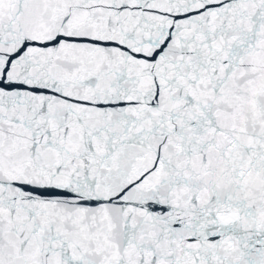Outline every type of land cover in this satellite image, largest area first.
I'll list each match as a JSON object with an SVG mask.
<instances>
[{
    "label": "snow or ice",
    "instance_id": "snow-or-ice-1",
    "mask_svg": "<svg viewBox=\"0 0 264 264\" xmlns=\"http://www.w3.org/2000/svg\"><path fill=\"white\" fill-rule=\"evenodd\" d=\"M0 264H264V0H0Z\"/></svg>",
    "mask_w": 264,
    "mask_h": 264
}]
</instances>
